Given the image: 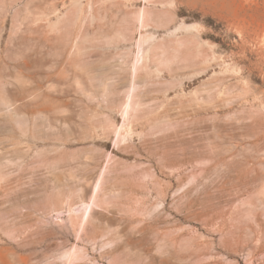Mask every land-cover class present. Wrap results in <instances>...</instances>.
Returning <instances> with one entry per match:
<instances>
[{
	"label": "rangeland",
	"instance_id": "obj_1",
	"mask_svg": "<svg viewBox=\"0 0 264 264\" xmlns=\"http://www.w3.org/2000/svg\"><path fill=\"white\" fill-rule=\"evenodd\" d=\"M0 264H264V0H0Z\"/></svg>",
	"mask_w": 264,
	"mask_h": 264
},
{
	"label": "bare ground",
	"instance_id": "obj_2",
	"mask_svg": "<svg viewBox=\"0 0 264 264\" xmlns=\"http://www.w3.org/2000/svg\"><path fill=\"white\" fill-rule=\"evenodd\" d=\"M143 67V64L142 63H140V64H137L135 67H134V73H135V75H136V73H137V70L138 69H140V68H142ZM136 83V82H135ZM137 84V83H136ZM136 86V85H135ZM131 89H132V87H131ZM132 92V91H131ZM134 96V95H133ZM135 103L133 102L132 103V101L129 103V105H128V107H127V112H128V110H130L131 111V109H132V106L134 105ZM133 110V109H132Z\"/></svg>",
	"mask_w": 264,
	"mask_h": 264
}]
</instances>
